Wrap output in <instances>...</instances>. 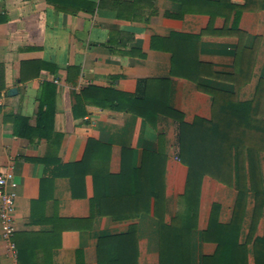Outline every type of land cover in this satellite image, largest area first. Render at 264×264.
<instances>
[{
  "label": "crops",
  "instance_id": "0c3cea01",
  "mask_svg": "<svg viewBox=\"0 0 264 264\" xmlns=\"http://www.w3.org/2000/svg\"><path fill=\"white\" fill-rule=\"evenodd\" d=\"M218 1L203 0L182 14L174 0H0V174L13 170L19 183L11 240L0 220V264H100L99 239L129 231L138 264H160L155 206L170 222L189 175L178 156L173 110L188 123L211 120L209 89L251 101L264 79V10L244 11L239 33L236 10ZM90 3L93 11L86 9ZM240 44L251 52L253 70L238 86L223 76L234 73ZM90 86L114 90L113 98L99 92L79 98ZM11 88L17 91L10 94ZM43 98L56 110L51 139L17 136L15 116L35 126ZM137 98L158 109L145 113ZM259 157L264 186V152ZM236 198L235 185L204 176L191 264H205L217 249L205 240L213 205L228 223ZM253 210L250 197L242 243ZM258 236H264V209ZM249 263L255 264L252 253Z\"/></svg>",
  "mask_w": 264,
  "mask_h": 264
},
{
  "label": "trees",
  "instance_id": "16d2710c",
  "mask_svg": "<svg viewBox=\"0 0 264 264\" xmlns=\"http://www.w3.org/2000/svg\"><path fill=\"white\" fill-rule=\"evenodd\" d=\"M174 1L182 5V14L191 10L198 2L203 3V0ZM90 4L92 7L86 6V9L93 11L96 4ZM218 4L223 8L236 10L234 30L239 33L241 30L238 23L244 11L264 10V0H219ZM118 11L119 16L123 17L122 9ZM251 58V52L240 44L234 73L232 76L223 77L231 78L238 86L246 83L252 75ZM209 91L214 95L211 120L198 118L188 123L181 112L173 110V116L179 121L178 156L188 166L189 175L185 193L179 199V208L170 222L164 221L160 215L161 205L158 203L155 206V214L161 221L160 264H191L190 234L197 226L201 184L205 175L227 185H235L237 190L230 222H220V205L218 203L213 205L209 226L205 231V240L217 243V249L212 256L205 257V264H250V253L254 256L255 264H264V236L255 237L258 221L264 209V186L259 157L260 152H264V79L259 81L256 94L251 101L239 100L236 92L216 89ZM92 92L113 98L109 97L108 92L114 90L90 86L83 90L79 98ZM115 93L124 95L123 92ZM137 99L139 100L135 105L143 104L142 108L146 109L147 114H153V111L158 109L152 103L146 104L145 99ZM51 100L47 98L41 100L35 126L30 125L28 117L16 115L15 134L29 138L38 136L51 139L54 134L56 112L54 102ZM145 116L150 118V115ZM150 160L156 162V155L151 154ZM83 163L67 166L77 168ZM73 176L76 178V173ZM158 176L159 174L154 171L152 179L155 198L158 197L160 184ZM250 197L254 200L252 223L247 240L242 243L240 234ZM132 241V231L101 237L98 244L99 263L138 264V252H130L128 249Z\"/></svg>",
  "mask_w": 264,
  "mask_h": 264
},
{
  "label": "built area",
  "instance_id": "2783aa9c",
  "mask_svg": "<svg viewBox=\"0 0 264 264\" xmlns=\"http://www.w3.org/2000/svg\"><path fill=\"white\" fill-rule=\"evenodd\" d=\"M58 82V79H56ZM18 181L13 170L0 174V220L5 238L11 240L16 232L14 213L16 210ZM14 248V244L12 243Z\"/></svg>",
  "mask_w": 264,
  "mask_h": 264
},
{
  "label": "water",
  "instance_id": "95a60500",
  "mask_svg": "<svg viewBox=\"0 0 264 264\" xmlns=\"http://www.w3.org/2000/svg\"><path fill=\"white\" fill-rule=\"evenodd\" d=\"M16 91H17L16 88H11V89L9 90V93H10V94H13V93H15Z\"/></svg>",
  "mask_w": 264,
  "mask_h": 264
}]
</instances>
